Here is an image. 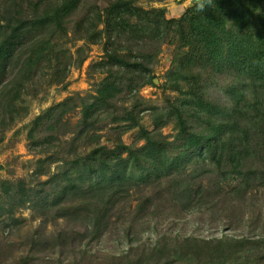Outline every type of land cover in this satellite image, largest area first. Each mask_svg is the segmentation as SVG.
Wrapping results in <instances>:
<instances>
[{"label":"rangeland","instance_id":"374dc122","mask_svg":"<svg viewBox=\"0 0 264 264\" xmlns=\"http://www.w3.org/2000/svg\"><path fill=\"white\" fill-rule=\"evenodd\" d=\"M39 1L0 0V33L11 30L9 20L14 24L20 16L43 10V5L34 8ZM107 1L83 0L67 18V34L51 29L56 36L44 37L50 60L34 64L32 79L23 77L24 60L42 42L23 46V58L7 65L8 76L0 86V264H183L178 259L187 248L213 240H222L224 251L216 263L264 262V158L251 159L256 174L246 184L241 175L224 179L207 162L193 165L188 177H172L153 187L144 181L151 165L132 164L121 168L104 193L99 175L84 167L96 146L115 147L121 140L132 150L144 147L143 130L172 147L182 143L175 112L180 94L166 83L175 52L170 41L140 43L136 49L150 52L151 71L134 77L132 92L124 79L122 91L86 117L96 102L95 90L107 77L97 66L105 46L103 41L86 45L74 23L89 7H104ZM129 1L145 9L165 8L168 18H178L193 0ZM114 44L130 45L126 39ZM63 52L73 56L74 65L57 83L53 64ZM84 56L78 66L76 59ZM226 80L227 75L210 80L208 94L223 97ZM187 120L195 133L208 128L199 116ZM147 196L153 202L141 213L138 206ZM146 219L150 229L130 240L134 229L142 228L138 225L147 227Z\"/></svg>","mask_w":264,"mask_h":264},{"label":"trees","instance_id":"16d2710c","mask_svg":"<svg viewBox=\"0 0 264 264\" xmlns=\"http://www.w3.org/2000/svg\"><path fill=\"white\" fill-rule=\"evenodd\" d=\"M82 2L59 0L52 4V1L40 0L34 8L43 5V10H35L32 17L20 16L14 24V20L7 22L11 30L0 33V86L8 76L9 61L23 58L20 49L42 42L24 60L23 77L32 79L36 75L34 64L50 60L44 37L50 33L56 36L52 28H60L67 34V18L81 8ZM74 29L86 45L103 41L105 46V56L97 66L107 77L95 90L96 102L86 110L87 118L93 115L98 104H107L122 91L120 83L124 79L132 92L137 87L134 77L151 71L147 65L150 52L136 49L142 47L140 43L170 41L175 44L173 65L166 74V83L180 94L175 112L182 143L172 147L171 143L153 139L150 131L143 130L141 135L146 144L142 148L132 150L121 140L115 147L96 146L83 165L88 173L99 175L102 193L112 186V179L120 176L121 168L132 164L151 165L144 181H151L153 187L163 186V182L172 177H188L193 165L207 162L215 166L224 179L233 174L241 175L246 184L249 175L256 174L251 159L264 158V0H193L178 18H168L165 8L145 9L129 0H108L104 7H89L75 21ZM123 39L130 45L115 47L114 43ZM55 56L54 80L60 83L66 79L68 67L74 65V58L66 52ZM85 60L86 56L75 62L81 66ZM124 74L131 77L126 78ZM225 75V95L213 98L207 92L209 81ZM193 116L201 117L208 126L204 133H195L188 126L187 119ZM41 119L39 116L37 121ZM125 153H128L126 157ZM141 154L144 156L140 157ZM152 202L153 197L147 196L138 206L139 211L147 212ZM150 221L146 219L145 228L138 225L142 228L134 229L130 240L148 231ZM221 243L222 240H213L204 247L191 245L178 260L183 264H227L215 260L224 254ZM184 244L186 242L180 246ZM239 264L252 263L242 259Z\"/></svg>","mask_w":264,"mask_h":264}]
</instances>
